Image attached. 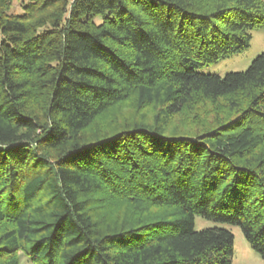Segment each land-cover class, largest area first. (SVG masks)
Listing matches in <instances>:
<instances>
[{
	"label": "trees",
	"instance_id": "16d2710c",
	"mask_svg": "<svg viewBox=\"0 0 264 264\" xmlns=\"http://www.w3.org/2000/svg\"><path fill=\"white\" fill-rule=\"evenodd\" d=\"M19 7L0 0V264H231L226 224L264 260V51L198 71L249 46L264 0ZM132 97L151 120L82 135ZM190 108L203 127L169 129Z\"/></svg>",
	"mask_w": 264,
	"mask_h": 264
},
{
	"label": "rangeland",
	"instance_id": "374dc122",
	"mask_svg": "<svg viewBox=\"0 0 264 264\" xmlns=\"http://www.w3.org/2000/svg\"><path fill=\"white\" fill-rule=\"evenodd\" d=\"M25 0H13V10L20 11L19 4ZM251 39L249 46L242 51L235 53L227 58L220 59L215 63L201 66L198 71L202 73H212L223 76L228 72L244 71L250 65L251 61L264 51V27L256 28L250 32ZM155 110L150 106L137 108L135 101L128 98L121 103L114 105L100 115L87 129L82 133L84 137H91L96 134H102L107 130L120 126L125 122L147 121L151 120ZM213 116H226L223 109H213ZM197 110L185 109L176 114L169 124V129L175 130H198L203 127L205 116ZM212 118L214 119V117ZM114 204H118L117 202ZM123 207V206H122ZM116 208V207H115ZM112 209V213L116 209ZM121 208V207H118ZM216 225L213 221L195 216V229L211 227ZM230 229L233 234V257L231 264H264V260L250 244L245 240L241 229L237 225H222ZM19 264H35L27 255L19 252Z\"/></svg>",
	"mask_w": 264,
	"mask_h": 264
}]
</instances>
